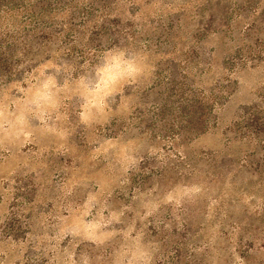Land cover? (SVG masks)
<instances>
[{
  "label": "rangeland",
  "instance_id": "1",
  "mask_svg": "<svg viewBox=\"0 0 264 264\" xmlns=\"http://www.w3.org/2000/svg\"><path fill=\"white\" fill-rule=\"evenodd\" d=\"M112 1L0 20V264H264V0Z\"/></svg>",
  "mask_w": 264,
  "mask_h": 264
},
{
  "label": "trees",
  "instance_id": "2",
  "mask_svg": "<svg viewBox=\"0 0 264 264\" xmlns=\"http://www.w3.org/2000/svg\"><path fill=\"white\" fill-rule=\"evenodd\" d=\"M6 1H9V3L5 2V3H1L0 5H22L20 8V10L17 9V7L15 8H11V7H7V6H4L3 9H1V13H0V20L6 16L7 13L9 12H15V14L18 16L19 13L21 10H24L26 11V7L24 5H33V3H35L37 0H16L18 3L13 2V0H6ZM38 1H42V0H38ZM80 1H86V0H80ZM78 2V1H77ZM120 0H117L116 2L115 1H112V5H120ZM13 10H16V11H13ZM9 18H12L11 16H9ZM19 28H20V25H19ZM20 29H15V32L18 33L19 32V35L17 36V38H14V36H10V35H7V32H2L0 33V35H4L10 39L11 41L13 39H19V38H22V32L19 31Z\"/></svg>",
  "mask_w": 264,
  "mask_h": 264
}]
</instances>
